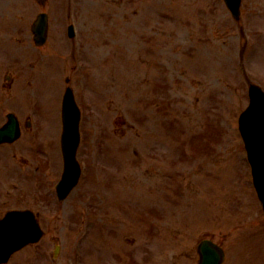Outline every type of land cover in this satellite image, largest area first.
Returning a JSON list of instances; mask_svg holds the SVG:
<instances>
[{"label": "rangeland", "instance_id": "1", "mask_svg": "<svg viewBox=\"0 0 264 264\" xmlns=\"http://www.w3.org/2000/svg\"><path fill=\"white\" fill-rule=\"evenodd\" d=\"M39 11L50 24L41 49L29 31ZM242 11L235 21L222 0H0V121L7 110L46 113L41 105L49 114L34 119L27 151L0 161V177L10 166L27 173L9 178L13 198L38 211L46 231L10 264H172L187 255L184 264H195L205 235L227 250L225 264H264V216L237 129L248 84L264 86V0H243ZM66 77L82 99L86 166L59 202L56 100ZM153 217L165 229L151 234Z\"/></svg>", "mask_w": 264, "mask_h": 264}, {"label": "water", "instance_id": "2", "mask_svg": "<svg viewBox=\"0 0 264 264\" xmlns=\"http://www.w3.org/2000/svg\"><path fill=\"white\" fill-rule=\"evenodd\" d=\"M229 5L230 0H226ZM237 2V0H234ZM37 42L40 43L44 40L45 37V24H41L37 27L36 30ZM257 92L255 88L251 89V97ZM71 95L66 94L65 98V107H64V122L65 129L63 134V149L65 154V163H66V173L61 183L62 190L70 187L73 182L76 180L78 170L73 162V154L75 147L77 145L76 137V121L77 114L73 109L71 104ZM253 106V104H252ZM249 108L240 118V126L245 137L247 148L250 154V160L253 162L255 168V181L258 191L260 193L261 199L264 202V121L257 122L254 125V135L251 130V119L249 118L250 110ZM249 121V122H248ZM257 129V130H256ZM258 131V134H257ZM256 132V135H255ZM260 186V188H259ZM69 189V188H68ZM68 189L65 191L67 192ZM262 191V192H261ZM22 215L14 214V229L12 234H10L9 241H12V248H9L10 251H14L23 245L34 242L39 237V231L35 222L32 220L30 215L29 223L22 219ZM25 218V216H24ZM24 222L21 221V220ZM201 262L200 264H219L220 260L223 257V254L219 248L211 244L203 245V249H200Z\"/></svg>", "mask_w": 264, "mask_h": 264}]
</instances>
